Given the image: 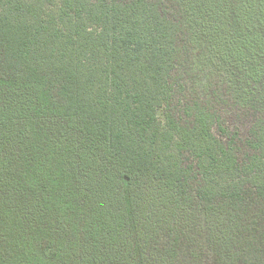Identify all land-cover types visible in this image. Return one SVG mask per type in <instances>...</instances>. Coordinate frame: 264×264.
<instances>
[{
    "label": "trees",
    "instance_id": "trees-1",
    "mask_svg": "<svg viewBox=\"0 0 264 264\" xmlns=\"http://www.w3.org/2000/svg\"><path fill=\"white\" fill-rule=\"evenodd\" d=\"M0 264H264V0H0Z\"/></svg>",
    "mask_w": 264,
    "mask_h": 264
}]
</instances>
